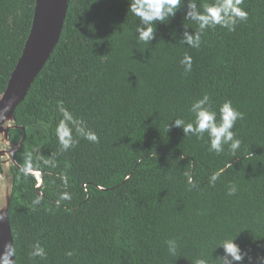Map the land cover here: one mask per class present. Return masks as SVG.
Returning a JSON list of instances; mask_svg holds the SVG:
<instances>
[{"label":"trees","instance_id":"obj_1","mask_svg":"<svg viewBox=\"0 0 264 264\" xmlns=\"http://www.w3.org/2000/svg\"><path fill=\"white\" fill-rule=\"evenodd\" d=\"M212 0H196L197 11ZM189 0L155 38L138 43L130 0H70L61 38L14 119L9 221L15 264H220L219 242L236 240L244 260L264 264V0H243L248 19L216 26L199 49L182 44L198 24ZM36 0H0V96L30 35ZM192 56L191 72L180 60ZM205 94L244 113L233 155H217L174 120H194ZM63 104L99 136L60 152L54 129ZM170 128L168 131V125ZM55 157V166L44 160ZM41 174L25 176V163ZM227 167L213 185L211 174ZM0 162V171H2ZM187 173L188 175H185ZM191 178V184L189 183ZM238 191L229 196L228 187ZM67 192L70 200H59ZM40 203L34 204L36 197ZM176 239L177 256L165 243ZM39 243L46 257L30 253ZM72 252L69 256L67 253Z\"/></svg>","mask_w":264,"mask_h":264},{"label":"clouds","instance_id":"obj_2","mask_svg":"<svg viewBox=\"0 0 264 264\" xmlns=\"http://www.w3.org/2000/svg\"><path fill=\"white\" fill-rule=\"evenodd\" d=\"M184 0H130L129 13L138 18L136 26L137 42L149 44L156 34V22L166 23L171 18L175 17L177 12L183 5ZM243 0H212L203 4V11H197L196 0H189V11L186 13L185 19L197 22L199 31L195 34L185 32L182 44H187L190 48L199 49L202 44V34L206 29H214L220 26L235 31L236 26L241 21L248 19V12L240 7ZM185 73L191 72L193 58L185 53L180 60ZM61 119L58 121L54 135L60 145V152H67L79 143L78 138H83L92 143H99V136L95 131L88 127L87 123L80 117L76 116L65 108L61 103L58 106ZM7 111V108L3 110ZM189 111L193 114L194 120L186 122L182 118L174 120L175 127H182L186 136H195L198 140L205 141L209 145V151L215 152L217 155L224 152V146H228V150L236 155L240 149L241 140L236 138V133L233 131L236 122L244 118V113L233 106L231 100H226L220 105L218 112L211 103V97L205 94L203 98L197 99L191 104ZM170 124L168 125V131ZM44 164L55 166V157L51 160H44ZM14 166V165H13ZM232 164H227L224 168L211 174L210 182L214 185L215 182L223 175L227 167ZM32 169L31 161L25 163L23 168L25 176ZM37 175H39L37 173ZM185 175H188L185 173ZM191 184V178L189 177ZM238 188L235 184L228 187V195H235ZM71 195L67 192L61 193L59 200H70ZM34 204L40 203V197L37 196L33 201ZM4 221V217L0 216V222ZM167 250L170 256H177L179 252V243L176 239H168L165 241ZM224 249V256L219 258L220 264H234V262L243 261L246 253L242 252L236 240L231 237H226L219 242V245ZM14 254V249L11 245L5 246V252L0 256V264H9V260ZM32 257H46L45 249L37 243L33 251L30 253ZM67 255H73L72 252ZM264 259V258H262ZM196 264H208V261L200 257Z\"/></svg>","mask_w":264,"mask_h":264},{"label":"water","instance_id":"obj_3","mask_svg":"<svg viewBox=\"0 0 264 264\" xmlns=\"http://www.w3.org/2000/svg\"><path fill=\"white\" fill-rule=\"evenodd\" d=\"M70 0H36L32 29L26 42L23 54L13 71L6 91L0 96V143L8 146L7 150L0 151V158L7 157L1 165L11 163L20 167L15 159L16 152L22 148L26 139V129L23 139L18 145L10 142V131L19 129L15 125L14 114L30 91L32 85L51 58L61 38L64 23L67 17ZM7 108V111L3 110ZM38 180L37 187L42 184L41 174L30 171ZM37 173L39 175H37ZM13 183V182H12ZM12 187V186H11ZM0 205V256L5 252V246L11 245L14 254L9 264H15V247L9 221V208L11 204V190H7V202Z\"/></svg>","mask_w":264,"mask_h":264},{"label":"rangeland","instance_id":"obj_4","mask_svg":"<svg viewBox=\"0 0 264 264\" xmlns=\"http://www.w3.org/2000/svg\"><path fill=\"white\" fill-rule=\"evenodd\" d=\"M3 139V137H0V140ZM8 146L0 143V151L7 150ZM7 157L0 158V162H5ZM11 167L12 164L6 163L5 165H2V171H0V205L3 207L6 205L7 202V190L8 188L11 190L12 186V176H11Z\"/></svg>","mask_w":264,"mask_h":264}]
</instances>
